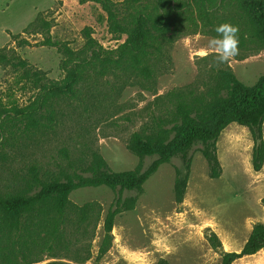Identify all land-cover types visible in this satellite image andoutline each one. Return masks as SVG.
<instances>
[{"label": "rangeland", "instance_id": "374dc122", "mask_svg": "<svg viewBox=\"0 0 264 264\" xmlns=\"http://www.w3.org/2000/svg\"><path fill=\"white\" fill-rule=\"evenodd\" d=\"M177 2L168 30L150 50L149 75L123 60L96 62L74 92L38 110L34 120L8 116L0 138V194L31 195L37 190L31 182L34 174L51 179L83 172L93 155L103 158L111 171L144 170L154 157L139 158L130 151L133 133L156 134L171 124L179 103L197 106L224 94L220 70L231 71L247 85L264 74V44L252 36L236 0L208 1L207 13L198 0ZM110 3L123 25L131 13L150 6L149 0ZM39 12L52 23V39L66 44L73 56L35 43L42 38L38 33L23 35L30 45L11 41L9 33H20ZM224 22L238 26L239 53L220 64L208 41ZM88 34L105 53L126 38L94 0H0V47L14 48L44 80H60L74 59L91 58ZM15 72L22 71L0 64L2 119L12 101L27 107L38 93L27 79L15 84ZM252 146L248 127L229 123L215 142L220 167L215 178L200 151L193 149L181 202L175 201L174 185L186 170L178 157L161 164L140 192L120 193L105 186L75 189L64 217L26 216L19 230L0 232V249L9 260L0 264H219L222 251H239L253 225L263 221L264 161L259 170L252 168ZM119 195L135 197V206L116 215L112 241L101 252L103 218ZM88 202L100 210L81 221L77 207ZM212 233L218 248L209 241ZM231 264H264V247Z\"/></svg>", "mask_w": 264, "mask_h": 264}, {"label": "trees", "instance_id": "16d2710c", "mask_svg": "<svg viewBox=\"0 0 264 264\" xmlns=\"http://www.w3.org/2000/svg\"><path fill=\"white\" fill-rule=\"evenodd\" d=\"M84 1V0H79ZM106 12L111 26L115 31L126 34L124 41L111 53L101 51L96 41L87 35V48L91 58L74 59L73 65L60 80H44L38 70L32 69L26 59L21 58L9 46L0 47V64H9L22 72H15L12 79L15 84L24 79L38 88L33 102L27 107H20L11 102L5 110V118L0 115V138L6 127L5 120L9 117L34 120L33 116L42 108L54 106L68 94L74 92L76 86L96 68V62L101 64H118L123 60L129 65L149 75L148 60L150 50L157 48L156 37L168 30L170 15L178 5V0H149L150 6L131 13L125 25L117 19V13L112 8L110 0H94ZM135 2L140 0H134ZM201 10L207 13V2L212 0H198ZM245 14L252 36L264 44V0H236ZM52 23L42 12L37 13L20 33H9L11 41L21 45L31 42L23 35L40 34L41 40L35 42L40 45L56 46L64 55L71 57L73 51L66 45L52 39L50 28ZM154 33L156 35H154ZM220 89L224 92L210 101L190 106L179 103L175 109V116L171 124L156 134L143 135L135 132L128 142L130 151L139 158L154 157L146 169L139 168L125 171H111L103 158L93 155L90 164L83 172L64 174L62 178H41L37 174L32 176V183L37 190L31 194L11 193L0 194V232L10 233L22 226L24 217L35 216L45 219L48 214L57 218L64 217L69 207L70 193L81 187L105 186L120 193L124 190L140 192L143 183L157 168L178 157L185 165L186 173L178 177L174 185L175 201L181 202L186 186L187 171L191 163V152L197 149L207 161L210 177H217L220 172L216 157L215 142L220 132L231 122H236L249 129L253 146L251 164L254 170H259L264 161V139L262 136V122L264 120V74L250 85L241 82L231 71L220 70ZM135 197L119 195L111 203L103 218L104 235L100 251L104 252L112 241L114 219L122 211L132 210ZM264 204V197L262 198ZM99 206L88 202L77 207L81 221L87 220L92 212H98ZM209 241L213 247H220L216 235L212 233ZM264 247V210L263 221L253 225L246 241L239 251H222L219 264H231L244 256L253 255ZM9 260L0 249V263Z\"/></svg>", "mask_w": 264, "mask_h": 264}, {"label": "clouds", "instance_id": "9594fccd", "mask_svg": "<svg viewBox=\"0 0 264 264\" xmlns=\"http://www.w3.org/2000/svg\"><path fill=\"white\" fill-rule=\"evenodd\" d=\"M214 31L217 35L208 41V47L218 63L226 64L239 53L238 26L224 22L218 24Z\"/></svg>", "mask_w": 264, "mask_h": 264}]
</instances>
